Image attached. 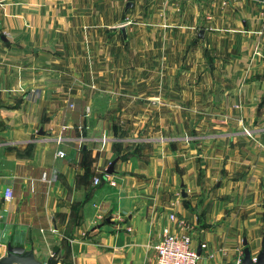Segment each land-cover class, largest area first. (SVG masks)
Wrapping results in <instances>:
<instances>
[{
	"label": "crops",
	"instance_id": "0c3cea01",
	"mask_svg": "<svg viewBox=\"0 0 264 264\" xmlns=\"http://www.w3.org/2000/svg\"><path fill=\"white\" fill-rule=\"evenodd\" d=\"M169 212L199 264L262 248L260 0H0V249L152 264Z\"/></svg>",
	"mask_w": 264,
	"mask_h": 264
},
{
	"label": "built area",
	"instance_id": "2783aa9c",
	"mask_svg": "<svg viewBox=\"0 0 264 264\" xmlns=\"http://www.w3.org/2000/svg\"><path fill=\"white\" fill-rule=\"evenodd\" d=\"M260 2L264 6V0H260ZM130 23L131 19L125 17L123 22L118 26H128ZM70 106L72 107L73 105L70 104ZM244 132L248 135L250 134L247 129H244ZM60 140L61 137H58L57 142ZM102 140H105V138H102ZM63 155V151H57V156ZM97 182L98 178L95 177L94 183ZM1 197L4 200H10L12 198V188L5 187L1 193ZM167 218L169 223L162 228L161 238L153 245L154 255L152 264H199L200 255L197 250L191 246V237L189 233L179 228L177 214L175 212H169ZM200 247L206 248V242H201ZM252 261L255 262L256 258L253 257Z\"/></svg>",
	"mask_w": 264,
	"mask_h": 264
},
{
	"label": "water",
	"instance_id": "95a60500",
	"mask_svg": "<svg viewBox=\"0 0 264 264\" xmlns=\"http://www.w3.org/2000/svg\"><path fill=\"white\" fill-rule=\"evenodd\" d=\"M132 6V2L129 1L126 3V10ZM112 31H120L122 38L125 42H127V27L125 25L117 26L112 28ZM204 29H199L196 37L198 39H204ZM39 133H42V127L39 130ZM116 162V159L113 160L108 168L106 169V173L110 174L114 171L113 167ZM180 198H186L187 192L184 187L180 190ZM106 221H110V217L106 218ZM61 252L55 258H52L48 262H44L38 259L33 251V248L25 249L23 246L13 245L11 242H7L6 252L4 255L0 257V264H57L61 260ZM256 261L253 262L249 248L246 247L244 249V257L239 264H264V238L262 242V248L255 256Z\"/></svg>",
	"mask_w": 264,
	"mask_h": 264
},
{
	"label": "rangeland",
	"instance_id": "374dc122",
	"mask_svg": "<svg viewBox=\"0 0 264 264\" xmlns=\"http://www.w3.org/2000/svg\"><path fill=\"white\" fill-rule=\"evenodd\" d=\"M159 95V94H158ZM163 110H161V109H159L158 108V110L157 109H153V118H155L160 112H162ZM154 127V126H153ZM153 131H154V128H153ZM103 222H105V220L103 219V218H101L100 220H99V224H101V223H103ZM7 240V238H5V241ZM5 251H6V248L5 247H1V249H0V254L1 253H4L5 254Z\"/></svg>",
	"mask_w": 264,
	"mask_h": 264
}]
</instances>
